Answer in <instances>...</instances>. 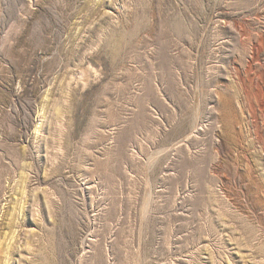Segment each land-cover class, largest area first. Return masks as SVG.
Here are the masks:
<instances>
[{"label":"rangeland","instance_id":"obj_1","mask_svg":"<svg viewBox=\"0 0 264 264\" xmlns=\"http://www.w3.org/2000/svg\"><path fill=\"white\" fill-rule=\"evenodd\" d=\"M0 264H264V0H0Z\"/></svg>","mask_w":264,"mask_h":264}]
</instances>
